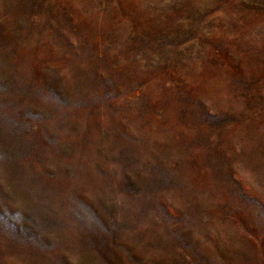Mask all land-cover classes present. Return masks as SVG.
I'll return each mask as SVG.
<instances>
[{
    "label": "rangeland",
    "instance_id": "rangeland-1",
    "mask_svg": "<svg viewBox=\"0 0 264 264\" xmlns=\"http://www.w3.org/2000/svg\"><path fill=\"white\" fill-rule=\"evenodd\" d=\"M0 264H264V0H0Z\"/></svg>",
    "mask_w": 264,
    "mask_h": 264
}]
</instances>
